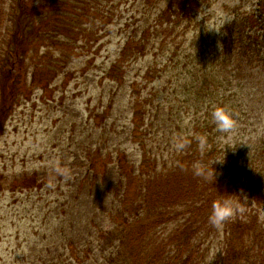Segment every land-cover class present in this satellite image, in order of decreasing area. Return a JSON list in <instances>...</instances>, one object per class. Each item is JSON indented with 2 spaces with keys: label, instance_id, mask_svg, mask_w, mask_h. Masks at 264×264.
<instances>
[{
  "label": "rangeland",
  "instance_id": "1",
  "mask_svg": "<svg viewBox=\"0 0 264 264\" xmlns=\"http://www.w3.org/2000/svg\"><path fill=\"white\" fill-rule=\"evenodd\" d=\"M169 1L86 0L80 16L69 13L75 26L73 35L77 39L69 45L73 49L65 50L68 57L63 58L58 57L60 53L55 47L39 46L37 49V43H29L24 49L12 48L3 38L8 22L6 18L0 20V123L3 125L0 134V264H106L114 257L118 258L120 253H115L114 244L100 243L98 233L112 223L109 214L115 207V193L121 191V173L114 159L117 149L127 152L130 158L133 173V177L127 179L130 196L135 201L139 198L141 204L139 188L143 181L138 177L145 176L142 172L149 174L156 167L162 169L166 161L169 166L164 174L170 175L174 169V166L170 169L171 162L180 146L177 136L178 130L182 132L180 128L185 129L181 134L187 137L188 141L183 142L188 145L194 143L189 139L192 135L195 141L209 135L214 141L225 143L234 140L238 133L236 140L240 144L247 142L257 150L263 148L260 141L252 142L256 139L251 138L264 135L262 66L242 61L250 84L242 89V95L233 96L225 105L240 123L230 132L219 130L218 135L217 127L209 131L203 123L200 129L188 123L195 110L189 112L183 123L176 125L180 117L176 97L172 98L169 93L160 95L157 79L153 78L147 85L150 79H141L139 75L156 57L159 67L165 69V62L160 61L159 56L170 52L175 40L182 44L175 48L176 53L179 56L184 54L182 59L190 65L201 67L199 56H203L204 61L208 58L219 60L213 42L217 43V37L224 32L223 25L231 18V8L241 0H199L200 7L193 17L191 31L184 38L178 36L182 28L171 32L169 17L163 15L164 24L157 31L167 47L157 51L147 48L144 54L131 55L125 63L126 71H120L122 84L117 85L118 81H114L112 86L104 78V69L112 63L129 34L137 35L139 30L135 29L147 15L156 20L158 9L167 6ZM255 1L247 0L246 9L252 11ZM87 34L96 35L98 39L86 43ZM185 39L187 42L183 44ZM39 60L58 63L57 75L45 88L31 79L34 61ZM45 72L46 68L43 74ZM162 75L169 77L164 71ZM134 81L135 92L141 90L144 94L148 89L153 90L155 104L160 105L154 106L153 119L152 115L144 114L137 125L140 135L145 134L154 142L148 147L155 155L146 160L148 165L145 168H142L146 163H141L137 144L130 143L128 137L133 115L130 84ZM178 81L170 83L171 90L176 92ZM212 112L210 122L215 125ZM90 160H100L103 166L106 165L105 169L100 173L89 170ZM193 164L187 165L189 171L184 179L190 182L194 178L198 183L201 176H194ZM226 173L225 168L218 172L224 180L219 186L223 190L228 179ZM32 176L38 186L28 188L24 184ZM164 178L165 175H161L157 180L160 183ZM182 182V179L176 181L178 186ZM181 201L185 200H176ZM177 208L175 213L171 211L170 215L175 214V217L168 216L163 231L169 233L186 220V204ZM219 239L208 237L202 243L198 241L202 264H209L214 257L222 260ZM144 241L149 246L151 238ZM71 245L78 248L83 262L69 257L67 252ZM117 262L122 264L121 259Z\"/></svg>",
  "mask_w": 264,
  "mask_h": 264
},
{
  "label": "trees",
  "instance_id": "2",
  "mask_svg": "<svg viewBox=\"0 0 264 264\" xmlns=\"http://www.w3.org/2000/svg\"><path fill=\"white\" fill-rule=\"evenodd\" d=\"M83 2L86 0H0V20L6 18L8 22L3 38L7 39L14 49H22L29 43L30 45L37 43V49L55 47L60 53L59 58L68 57L67 52L73 49L69 45L77 39L73 35L75 26L69 13L80 16ZM148 2L150 3V0ZM246 3L247 0H241L231 8V18L223 25L224 32L219 34L216 44L213 42L218 49L219 60L208 58L204 61L202 60L204 57L199 56L198 60L202 66L198 68L190 65L188 61L182 59L184 54L179 56L176 53L175 48L182 44L175 40V45L171 44V51L159 56L160 61L163 59L165 62V69L159 67L160 63L156 57L155 60L148 62L143 74L137 73L141 79L144 77L150 79L147 85L153 78L157 79L155 81L160 88V95L166 96V93H169L172 98L176 97L175 103L180 115L176 125L183 123L190 115L189 112L195 110L194 117L190 122L188 120V123L196 125L198 129L202 123L209 131L211 128L215 129L216 126L210 122L211 111L218 106H225L233 96L242 95L244 93H241L242 89L245 90L250 84L246 66L242 61L246 60L249 64L264 68V0H256L252 11L246 9ZM198 7L199 0H170L167 6L158 9L156 20L147 15L135 29L139 30L137 35L129 34L112 63L104 69V78L112 86L115 84L114 81H118L117 85L122 84L123 77L120 71H126L125 63L131 55H139L140 52L144 54L147 48L157 51L167 47L159 38L157 31L164 24L161 20L163 15L169 17L171 32L182 28L178 36L183 35V38L189 36ZM85 36L86 43L98 39L96 35ZM186 42L185 39L182 43ZM157 45L159 47H156ZM214 45L211 44V47ZM34 64L32 82L43 88L49 86L53 77L57 75L58 63L51 64L39 60L34 61ZM45 68L46 72L43 74ZM163 71L169 75L168 78L162 75ZM177 81L175 92L170 89V83ZM134 83L135 81L130 84V110L133 115L128 137L130 143L137 144L135 147L144 165L150 156L155 155L148 147L154 142L145 134L141 136V130H138L137 125L143 120L144 114L152 115L153 119L154 106L160 105L155 104L156 94H153V90L148 89L144 94L141 90L135 92ZM263 93L264 91L261 92L262 96ZM2 129L3 125L0 123V134ZM180 130L185 131L182 128ZM218 131L217 128L216 135ZM182 132L178 130L177 133L180 146L171 162L170 169L173 166L174 169L170 175L164 174L169 166L168 161L165 162V167L162 169L156 167L149 174L141 171L145 175L138 177L139 181L141 179L143 181L142 187L139 188L141 204L139 198L135 201L130 196V183L127 181L129 177H133L130 158L125 151L119 149L115 151V163L121 173L119 178L121 191L119 194L115 193L113 200L115 207L109 214L112 223L109 227L100 229L98 233L101 237L100 243L114 244L117 250L114 252L120 255L117 258L111 252L114 258L106 264H120L117 262L118 259H121L122 264H202L200 259L202 249L198 241L202 243L208 237H219L218 250H222V260L218 261L219 258L214 257L209 264H261L264 260V135L251 137L256 139L252 142L260 141L263 148L259 150L251 143L237 142L238 133L234 140L225 143L214 141L213 136L205 135L203 138L205 145L201 149V140L195 141L194 135L189 137L194 141L193 144L184 143V140H188L181 134ZM216 159L224 162L213 165L212 162ZM89 162V170L100 173L105 169L106 165L103 166L100 160ZM195 162H200L205 172L198 183L194 182V178L190 182L184 179L185 173L189 171L188 164ZM146 165L148 163L142 168ZM222 168L227 170L228 177L224 190L219 188L224 181L218 175ZM161 175H165V178L159 183L157 179ZM179 179L183 182L178 186L176 181ZM36 182V178L32 176L24 185L32 188L38 186ZM225 191L232 193L236 211L233 217L221 226H215L209 222L212 203L218 196L227 194ZM181 198L185 201L176 202ZM185 204L186 220L169 233L163 231L162 226L169 221L167 218L171 211L174 212L175 208ZM173 217L175 214L170 215L171 219ZM147 238H151L149 246L144 244ZM79 253L78 248L72 245L67 252L69 257H76L80 263L84 260L79 257Z\"/></svg>",
  "mask_w": 264,
  "mask_h": 264
},
{
  "label": "clouds",
  "instance_id": "3",
  "mask_svg": "<svg viewBox=\"0 0 264 264\" xmlns=\"http://www.w3.org/2000/svg\"><path fill=\"white\" fill-rule=\"evenodd\" d=\"M212 119L216 127L222 132H230L237 126V119L235 113L227 106H218L212 112ZM204 147L203 139L201 140V149ZM222 163L224 160L216 159L212 163ZM193 172L196 176H204V169L200 162L193 164ZM216 176V169H215ZM227 192V191H225ZM255 203V202H253ZM252 203V204H253ZM251 204V205H252ZM250 206V205H249ZM236 211L232 193L222 194L217 197L212 203L211 212L209 215V222L215 226H221L225 221L233 217Z\"/></svg>",
  "mask_w": 264,
  "mask_h": 264
}]
</instances>
